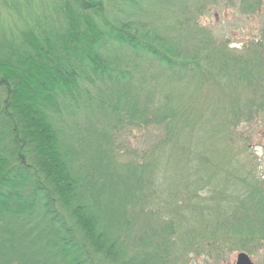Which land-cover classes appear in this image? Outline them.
Wrapping results in <instances>:
<instances>
[{"label":"trees","instance_id":"trees-1","mask_svg":"<svg viewBox=\"0 0 264 264\" xmlns=\"http://www.w3.org/2000/svg\"><path fill=\"white\" fill-rule=\"evenodd\" d=\"M21 2L10 7L11 28L0 26V264H171L175 225L154 206L172 200L164 195L177 190L175 166L219 193L217 227L231 248L244 253L264 240L262 181L240 178L228 147L222 162L221 147L207 146L218 110L199 141L173 122L182 103L180 120L205 114L194 94L186 102L144 87L149 64L196 89L214 78L213 86H245L251 97L238 115L252 124L264 115V40L232 54L207 31L162 24L147 0ZM155 105L162 111L152 119ZM153 122L163 132L157 142L172 148L171 173L156 157L158 143H115L118 128L144 131Z\"/></svg>","mask_w":264,"mask_h":264},{"label":"rangeland","instance_id":"rangeland-1","mask_svg":"<svg viewBox=\"0 0 264 264\" xmlns=\"http://www.w3.org/2000/svg\"><path fill=\"white\" fill-rule=\"evenodd\" d=\"M15 2L18 10L23 9L21 0H0V26L3 25L5 29L11 28L16 21L15 10L10 11ZM146 6L154 7L149 8V13L155 12V18L162 24L178 27L188 25L190 28L207 31L217 46H226L232 54L238 52L245 56L246 49L253 47V40H264V0L260 6L252 0H147ZM186 15L189 17L185 18ZM262 46L264 47V42ZM148 67L150 70L144 80V87L158 85L161 89H168L171 92L170 96L175 99L185 97L183 100L186 102L189 100L188 97L194 94L195 106L206 110L204 115H202L204 110L197 113V116L202 115L199 119L191 121L183 116L180 120L184 108L182 103L177 108V118L175 117L173 121H180L178 126L182 133L188 135L187 129H191L196 139L200 141L201 129L210 127L207 116L210 118L211 112L215 111L212 108L218 110L216 117L211 120L212 127L215 125L217 132L211 133L207 146L221 147L219 156L222 162L229 154L232 158L234 156L238 161L239 177L245 176L247 172L252 173L262 181L261 189L264 191V115L255 118L252 124L246 120V115H238L240 111H244V103L251 97L247 87L242 85L236 87L234 83L225 80L222 85L217 79L222 87L213 86L209 81H214V78L207 81L201 89H196V86H190L187 80L167 81L166 76H160L161 72L157 66L149 64ZM161 105L163 107L164 103ZM158 106L155 105L152 119L158 114L157 111L159 113L162 111ZM236 107H240L241 110ZM235 114L238 117H235ZM158 119L160 120V117ZM168 119L171 121V118H165L160 123L165 125ZM159 124L153 122V125L143 128L144 131L126 129L120 132L118 128L115 132V143L118 147L122 144L131 150H144L158 143L156 157L160 163L169 167L171 173V166L175 165L170 159L172 148L166 145L164 147L161 142H157L163 136ZM220 131L226 135L225 139ZM173 172L181 175L177 180V190L168 191L164 195V198L171 196L172 200L166 201L163 208L160 205L154 206V210L159 211L158 217L160 215L164 223L173 222L175 225L166 247L167 261L171 264H235L236 257L241 251L231 248L232 244L224 241L226 229L221 225L217 227V223L222 220L218 211L223 204L219 193L215 194L212 188L208 190L209 187L203 182L197 183L196 177L190 172L181 171L176 166ZM222 175L225 176L224 171ZM187 181L192 183L188 186ZM172 188H175L174 182ZM246 249L248 252L244 253L253 264H264V240H257L254 245L250 243Z\"/></svg>","mask_w":264,"mask_h":264},{"label":"water","instance_id":"water-1","mask_svg":"<svg viewBox=\"0 0 264 264\" xmlns=\"http://www.w3.org/2000/svg\"><path fill=\"white\" fill-rule=\"evenodd\" d=\"M235 264H253L248 255L245 253H239L236 257Z\"/></svg>","mask_w":264,"mask_h":264}]
</instances>
